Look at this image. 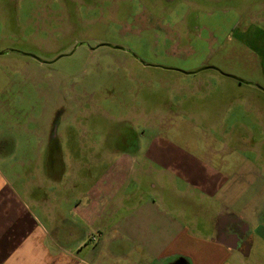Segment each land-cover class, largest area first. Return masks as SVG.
I'll list each match as a JSON object with an SVG mask.
<instances>
[{
	"label": "rangeland",
	"instance_id": "1",
	"mask_svg": "<svg viewBox=\"0 0 264 264\" xmlns=\"http://www.w3.org/2000/svg\"><path fill=\"white\" fill-rule=\"evenodd\" d=\"M0 51V156L123 136L219 169L229 208H263L264 0H0Z\"/></svg>",
	"mask_w": 264,
	"mask_h": 264
},
{
	"label": "crops",
	"instance_id": "2",
	"mask_svg": "<svg viewBox=\"0 0 264 264\" xmlns=\"http://www.w3.org/2000/svg\"><path fill=\"white\" fill-rule=\"evenodd\" d=\"M53 140L0 156V264H264V204L229 208L219 169L123 136L122 149Z\"/></svg>",
	"mask_w": 264,
	"mask_h": 264
},
{
	"label": "water",
	"instance_id": "3",
	"mask_svg": "<svg viewBox=\"0 0 264 264\" xmlns=\"http://www.w3.org/2000/svg\"><path fill=\"white\" fill-rule=\"evenodd\" d=\"M82 44H84V42L76 44L75 47H74V49L70 53H68V55H71L77 49V47L79 45H82ZM102 45L111 46V47H114V48L124 49L125 50V48L123 46H120V45H112L110 43H101L97 47L102 46ZM4 53H5V51H0V54H4ZM24 54L29 55V56L35 58L36 60L40 61L41 63H53V62H56L58 59H60L62 56L66 55V54H61L57 58H55L54 60L48 61V60L42 59L41 57H39V56H37V55H35L33 53H26V52H24ZM204 69H215V70L221 72L222 74H224L225 76H229L231 78L236 79L240 83H250V82H248V81H246V80H244V79H242V78H240L238 76H235V75H232V74H228V73H224L223 71H221L220 69H218L215 66H204L200 70H204ZM258 87L261 88L262 90H264V87H262L260 85H258Z\"/></svg>",
	"mask_w": 264,
	"mask_h": 264
},
{
	"label": "flooded vegetation",
	"instance_id": "4",
	"mask_svg": "<svg viewBox=\"0 0 264 264\" xmlns=\"http://www.w3.org/2000/svg\"><path fill=\"white\" fill-rule=\"evenodd\" d=\"M46 64H52V63H46ZM226 230L228 232L233 233V234H238V236H240L241 239L244 240V238H243L245 236L244 235V228H243V226L241 224H236V221H232L230 219V221L226 225ZM255 239L256 238H255L254 235H252L251 237H249V243L251 244V246L255 242Z\"/></svg>",
	"mask_w": 264,
	"mask_h": 264
},
{
	"label": "built area",
	"instance_id": "5",
	"mask_svg": "<svg viewBox=\"0 0 264 264\" xmlns=\"http://www.w3.org/2000/svg\"><path fill=\"white\" fill-rule=\"evenodd\" d=\"M96 239H97L96 236H91L90 237V240H92V241H96Z\"/></svg>",
	"mask_w": 264,
	"mask_h": 264
}]
</instances>
